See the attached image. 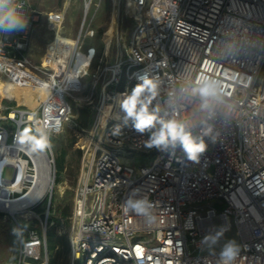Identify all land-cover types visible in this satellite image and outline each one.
<instances>
[{"label":"built area","instance_id":"2783aa9c","mask_svg":"<svg viewBox=\"0 0 264 264\" xmlns=\"http://www.w3.org/2000/svg\"><path fill=\"white\" fill-rule=\"evenodd\" d=\"M129 1L137 22L125 55L114 64L95 63V49L83 52L79 38L62 72L25 55L39 21L29 1L3 4L19 19L0 25V78L43 95L36 107L16 97H7L16 104L0 102V213L38 183L41 154L55 165L51 136L72 122L70 100L80 99L92 119L76 142L82 156L70 264H264V0ZM92 4L84 0L85 14ZM47 17L63 21L60 13ZM90 71L89 90L76 96ZM74 75L77 83L69 84ZM145 77L156 85L149 110L182 123L205 145L195 159L179 142L149 146L160 123L139 132L122 109ZM23 126L35 135L24 138ZM41 137L47 146L35 151L30 138ZM128 151L152 153L155 160L130 165L121 159ZM34 204L14 215H35ZM40 224L18 227L11 264H49L53 222L46 216ZM232 228L240 246L227 250L223 243Z\"/></svg>","mask_w":264,"mask_h":264},{"label":"rangeland","instance_id":"374dc122","mask_svg":"<svg viewBox=\"0 0 264 264\" xmlns=\"http://www.w3.org/2000/svg\"><path fill=\"white\" fill-rule=\"evenodd\" d=\"M36 8L41 10H53L56 9L62 2V0H29ZM77 0L70 5L67 11L66 21V32L70 33L77 28L80 18L82 17L81 7L77 6ZM92 15V13H90ZM80 17V18H79ZM136 17L134 16L133 9L127 0H102L100 3L99 10L94 18V24L96 29V43L100 44L102 40H106L110 36L111 40V53L116 58L117 51L119 48L124 46L125 49L129 46L131 41V33L136 25ZM109 33V34H108ZM45 34V35H44ZM49 35L40 32L36 37L37 46L44 47ZM81 40V38H80ZM71 43L65 40L61 44L55 53V61L57 69L63 67L67 57L70 54ZM94 79L93 72L82 78L83 92L77 93L76 96L83 97L84 94L89 90V87ZM73 80L76 82L75 75ZM97 90H100V84L97 86ZM34 89H18L17 99L19 96H26L25 99H36L32 96ZM2 107H6L16 102L8 100L7 102L3 99ZM24 100V99H23ZM23 100H19L22 103ZM71 103L75 107L74 117L61 133H55L51 136V148L54 156L55 165L52 167V191L46 192L42 195L41 199L38 200L32 207L34 214H25L19 212L12 216L9 212L0 213V264H11L17 258L18 248V227L22 229H29L30 227L41 226L40 220L44 222L45 217L48 216V223L51 222L50 218L57 219L60 217V213L66 207L73 210V201L75 195L76 184L80 175V162L82 153L78 152L76 142L81 138V127L77 123V111L81 107L86 106L84 101L77 99H71ZM0 102H2L0 94ZM37 104L35 105V107ZM109 109V106H106ZM3 114V111L0 112ZM94 116V115H93ZM94 118V117H93ZM24 132L35 135V133L28 127L23 126ZM74 139V143L71 144V140ZM65 151L64 156V169L59 170L57 167V158L60 156V152ZM123 162H127L130 165L140 166L144 163L151 164L155 160L152 153H140L135 151H128L121 154ZM55 172V175H54ZM13 170L7 168L5 172L6 178H11ZM51 199L52 210H48L47 207L43 210L45 204ZM62 221V226L57 227V235H61L64 232H69V227L65 228V220ZM55 222V220H54ZM53 225V224H52ZM70 226V220H69ZM51 227V226H50ZM224 248L227 250H235L240 246V240L238 233L235 228H232L226 233L224 239ZM54 258L55 262H52ZM49 264H70L69 254H66L61 247H57L49 256Z\"/></svg>","mask_w":264,"mask_h":264},{"label":"crops","instance_id":"0c3cea01","mask_svg":"<svg viewBox=\"0 0 264 264\" xmlns=\"http://www.w3.org/2000/svg\"><path fill=\"white\" fill-rule=\"evenodd\" d=\"M29 1V0H28ZM76 0H62L61 4L53 10H41L39 8H36L31 2L29 3L32 5V7L39 13V21L37 22L36 26L34 27L33 31L31 32L28 41H27V49L25 51V55L33 62L39 65H43L45 68H54L57 69L56 61H55V53L54 51L57 50V48L63 44L65 40L70 41L71 43V50L70 54L67 57L63 67L60 69H57L58 72H62L66 70L69 66L70 59L72 57L75 45L77 43V40L81 38V49L83 52H86L89 48L95 49V63L98 62L100 59H103V61L106 64H114L116 63L122 56L125 55V51L127 47L124 49L122 46L119 48L116 54V58L114 59V54L111 53V40L110 36L106 38V40H102L100 44L96 43V27L94 24V18L99 10L100 3L102 0H93V4L91 5L89 11L87 14H85L84 9V0H77V6L81 7L82 11V17L80 18L78 26L74 31L68 33L66 32V21H67V11L68 8L72 3H74ZM134 13L133 4L127 0ZM60 13L63 16V21L61 23L51 21L47 15L48 13ZM92 13V15H90ZM135 16V13H134ZM84 24V25H83ZM135 27V26H134ZM87 30H92L93 35L89 36L86 33ZM42 33H46V35H49V39L47 40L44 47L37 46L36 43V37ZM132 34V33H131ZM45 35V34H44ZM1 82L6 83V80L4 78H0ZM7 84V83H6ZM26 96H19L17 99L23 100ZM1 99H5L7 102L9 99L7 96L2 97ZM20 103V102H19ZM87 107L90 113V118L92 119V112L88 106Z\"/></svg>","mask_w":264,"mask_h":264},{"label":"clouds","instance_id":"9594fccd","mask_svg":"<svg viewBox=\"0 0 264 264\" xmlns=\"http://www.w3.org/2000/svg\"><path fill=\"white\" fill-rule=\"evenodd\" d=\"M4 3H6V0H0V25H15L19 18L12 8H8L6 11L2 10ZM155 87L156 85L152 80L147 77L143 78V82L137 84L131 95L126 96L123 100L122 109L128 117L134 119V127L139 132L150 130L156 126L157 122L160 123L161 127L153 133L149 146L179 142L189 154V157L195 159L198 153L204 151L205 145L202 142L197 143L182 123L176 120L164 121L159 119L154 111L149 110V105L155 95ZM146 91L150 92L151 95L145 96ZM201 91L207 94L208 89L205 88ZM24 138H29L27 137V131ZM30 139H33L34 148L47 146V141L43 137L39 140Z\"/></svg>","mask_w":264,"mask_h":264},{"label":"bare ground","instance_id":"6f19581e","mask_svg":"<svg viewBox=\"0 0 264 264\" xmlns=\"http://www.w3.org/2000/svg\"><path fill=\"white\" fill-rule=\"evenodd\" d=\"M76 83L77 82L73 80V77L69 81V84L74 85ZM25 89H32V88H25ZM17 91H18V88H15L14 86L10 84H6L0 81V94L2 97H5V96L16 97ZM42 95H43L42 90L34 89V91L32 92V96H35L38 99L41 98ZM22 103L30 107H35V105L37 104V100L36 99H31V100L24 99ZM33 149L36 151L39 148L33 147ZM40 165H41V171H40V176H39L40 178H39L38 183L32 188V190L27 195L23 196L19 200L14 201L13 203L5 207L10 214L14 215L17 212V210L22 208L24 205H30V204L35 203L37 200H39L42 197V195L46 192L47 189L52 188V183H53L52 182L53 181L52 180V168L50 167L49 161L44 154H41Z\"/></svg>","mask_w":264,"mask_h":264},{"label":"trees","instance_id":"16d2710c","mask_svg":"<svg viewBox=\"0 0 264 264\" xmlns=\"http://www.w3.org/2000/svg\"><path fill=\"white\" fill-rule=\"evenodd\" d=\"M77 123H79L81 128H88L90 126L91 123V118H90V113L87 107H81L80 109H78L77 111V118H76ZM74 139L71 140V144L74 143ZM78 152L80 153V150H78ZM65 151L60 152V156L57 158V167L59 168V170H63L64 169V156H65ZM46 207L49 210H52V201L51 199L48 201L47 204H45L43 210L46 209ZM71 208L70 207H66L65 209H63L60 213V217L57 219H51V222H53V225H51V227L48 228L47 230V247H48V252H49V256L50 254L56 250L57 247H61L62 250L66 253L69 254V232H64L61 235H57L56 233V229L59 226H62V221L61 220H65V223L67 226H65V228L69 227V220H70V216H71ZM55 220V222H54ZM50 222V223H51ZM52 262L54 263L55 260L54 258L52 259Z\"/></svg>","mask_w":264,"mask_h":264},{"label":"water","instance_id":"95a60500","mask_svg":"<svg viewBox=\"0 0 264 264\" xmlns=\"http://www.w3.org/2000/svg\"><path fill=\"white\" fill-rule=\"evenodd\" d=\"M51 191H52V188L49 190V192L51 193ZM34 204V203H33ZM30 205H32V204H30ZM24 206H27V205H24Z\"/></svg>","mask_w":264,"mask_h":264}]
</instances>
